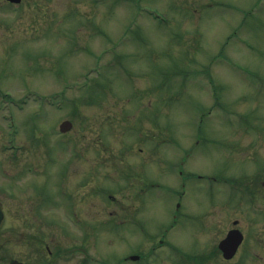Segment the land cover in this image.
<instances>
[{
    "label": "rangeland",
    "instance_id": "rangeland-1",
    "mask_svg": "<svg viewBox=\"0 0 264 264\" xmlns=\"http://www.w3.org/2000/svg\"><path fill=\"white\" fill-rule=\"evenodd\" d=\"M75 185L110 254L142 231L115 224L126 198L155 197L150 231L177 208L202 222L209 202L211 218L264 228L248 215L264 213V0H0V196L58 212ZM178 217L186 248L202 224Z\"/></svg>",
    "mask_w": 264,
    "mask_h": 264
},
{
    "label": "flooded vegetation",
    "instance_id": "flooded-vegetation-1",
    "mask_svg": "<svg viewBox=\"0 0 264 264\" xmlns=\"http://www.w3.org/2000/svg\"><path fill=\"white\" fill-rule=\"evenodd\" d=\"M140 151L144 149L140 148ZM90 166L85 181V185L89 187L92 185ZM22 168L24 171L31 169L27 166ZM138 176L140 191L145 188L149 190L156 184L153 181L142 184L141 179L145 174L141 172ZM147 182L151 185L150 188ZM6 184L3 189H7L12 182L9 180ZM78 186L70 189L68 203L55 200L58 212L44 211L47 207L45 197H40L25 207L24 202L14 199L6 205L0 196L4 211L0 221V264H264V228L244 229L238 218L232 220V225L228 223V219L222 222L220 215L218 217L215 214L216 217L211 218L208 212L215 210L219 206L217 203L209 202L210 206L201 213L202 222L194 214L182 209L179 212L180 208H177L172 213L170 224L163 225L162 229L147 230L144 212L156 203L152 202L155 197L144 195L149 194L148 190L144 191V196L126 198V203L123 204L129 211L121 214V223H115L133 221L138 224L143 231L141 233L137 229L117 232V237L125 242L129 237L139 236L135 249H116L110 254L105 247L93 245L94 231L97 229H93L92 197L86 198V212H78ZM8 193L12 195L13 192L8 190ZM110 199L116 200L115 197H109L108 200ZM177 215L186 217L190 222L196 220L202 224V228L192 231L195 239L186 248H180L172 234V229L181 218H177ZM248 215L261 218L262 227L264 226V213ZM107 222L112 223V220ZM233 229L240 230L242 239L233 256L227 258L220 245Z\"/></svg>",
    "mask_w": 264,
    "mask_h": 264
},
{
    "label": "water",
    "instance_id": "water-1",
    "mask_svg": "<svg viewBox=\"0 0 264 264\" xmlns=\"http://www.w3.org/2000/svg\"><path fill=\"white\" fill-rule=\"evenodd\" d=\"M13 2H20L21 0H10ZM73 126V123L71 120H64L61 125H60V129L61 131H67L69 129H71ZM3 216V208H2V204L0 202V221L2 219ZM242 239V235L239 232V230L237 229H233L231 230L227 237L221 242V248L224 250L225 252V256L227 258H230L233 256V254L235 253L239 243L241 242Z\"/></svg>",
    "mask_w": 264,
    "mask_h": 264
}]
</instances>
